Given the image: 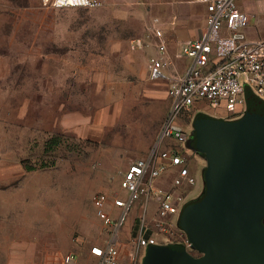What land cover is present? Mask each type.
<instances>
[{
    "label": "rangeland",
    "instance_id": "1",
    "mask_svg": "<svg viewBox=\"0 0 264 264\" xmlns=\"http://www.w3.org/2000/svg\"><path fill=\"white\" fill-rule=\"evenodd\" d=\"M102 1L96 8H52L41 0H0V133H11L8 139L1 135L0 154L11 149L24 167L35 168L36 174L27 179L48 181L40 185L38 199L44 202L46 193L50 200L46 203L48 218L41 210L37 213L34 201L35 217L39 218L33 227L21 229L20 238L31 241L16 252L20 264H67L70 254L77 259L73 264H95L87 249L91 242L105 237L106 230L92 197L103 191L128 198L120 185L122 174L137 158L136 149L146 143L149 147L166 114L167 106L163 110L157 103L155 107L153 102L159 100L151 93L155 83L168 81L149 77L150 58L157 54L159 43L154 28L163 29L172 64L179 67L188 60L172 44L189 41L200 31L204 5L192 0ZM236 3L252 16L251 37H264V0ZM138 37L145 46L134 49L132 40ZM102 107H114L119 114L105 137L97 142L73 133L68 122L74 116L90 115ZM191 109L192 113L176 120L189 137L180 146L187 149V166L197 182L188 184L178 170L163 181L186 197L178 217L185 207L209 197L207 162L197 150L195 118L203 114L234 120L245 113L228 116L225 109H213L205 101L194 103ZM66 121L67 127L63 125ZM54 136L60 137L58 144ZM32 186L39 185L33 182ZM136 203L126 225L135 216H143L142 211L137 214ZM53 208L55 212H51ZM152 215L150 206L146 223ZM261 222L264 225V216ZM157 230L159 242L183 241L187 246L186 233L175 225L167 231ZM4 247L0 245V264L8 263L9 252ZM127 250L126 264H131L136 252ZM142 252L138 264L143 262Z\"/></svg>",
    "mask_w": 264,
    "mask_h": 264
},
{
    "label": "built area",
    "instance_id": "2",
    "mask_svg": "<svg viewBox=\"0 0 264 264\" xmlns=\"http://www.w3.org/2000/svg\"><path fill=\"white\" fill-rule=\"evenodd\" d=\"M52 8H96L102 0H41ZM206 6L205 26L199 37L180 44L179 56L189 59L183 72L170 70L172 61L161 27L154 28L158 38V52L150 58V79L169 80V109L154 146L145 157L134 160L123 172L121 187L128 198L100 191L92 201L100 210L106 234L102 243L93 244L90 253L97 258L96 264H125L121 261L119 242L122 226L136 202H141L143 216L140 218L137 250L131 264H138V249L156 245L154 237L145 235L146 213L149 203L157 202L154 225L167 231L175 224V216L185 197L158 183L159 179L174 167L188 184L197 179L187 166L188 157L183 146L187 133L176 120L178 116L192 113V105L207 102L211 108L225 109L228 116L244 113L248 92L264 101V37L251 39L247 28L251 24L250 13L241 10L236 0H193ZM142 38H134V49L144 48ZM166 140L173 144L163 150ZM116 211V212H114ZM184 234V233H183ZM186 243L187 240H185ZM75 257H66L73 264Z\"/></svg>",
    "mask_w": 264,
    "mask_h": 264
},
{
    "label": "water",
    "instance_id": "3",
    "mask_svg": "<svg viewBox=\"0 0 264 264\" xmlns=\"http://www.w3.org/2000/svg\"><path fill=\"white\" fill-rule=\"evenodd\" d=\"M250 96L241 118H195L209 197L177 219L187 246L151 245L142 264H264V101Z\"/></svg>",
    "mask_w": 264,
    "mask_h": 264
},
{
    "label": "crops",
    "instance_id": "4",
    "mask_svg": "<svg viewBox=\"0 0 264 264\" xmlns=\"http://www.w3.org/2000/svg\"><path fill=\"white\" fill-rule=\"evenodd\" d=\"M206 15H207V10H206V6L204 5L202 21H201V24L199 26L200 31L196 32L197 34L195 35V37L193 39H195L201 35L202 30L205 26ZM185 18L181 19V23L185 22L184 21ZM251 22H252V20H251ZM250 28H251V24L247 28L248 36L251 39L261 38V37H256V38L251 37ZM257 34H259V33H257ZM165 39H166V37H165ZM166 41L168 44L169 54H170L171 46L169 45L168 39H166ZM179 46H180V43L178 41L176 43L174 41V44H172V47H176L178 50H179ZM170 58L172 61L171 54H170ZM187 60H188L187 63L182 67H179L178 63H176L174 65L172 64L173 65L172 67H174V69L177 68L179 71L183 72L185 70L186 66L188 65L189 59L187 58ZM149 77H150V73H149ZM151 91H152L151 93H152L153 97H156L159 100V101L153 102V103H155L154 106L156 107L157 103H160L162 105V109L164 110V107L166 105L167 110H166V114H165V116L161 122V125H160V127L156 133V136L152 140L149 147L146 148V144H147L146 143L145 146L141 147V149H139V150L136 149L135 156H137V158L147 156L150 149L154 146V144L158 138V134L160 132V129L162 127V124H163V122L167 116L168 109H169V102H170L169 80L167 81V83L165 85H160V84L155 83L154 87L151 89ZM118 117H119V114L118 113L116 114V108H114V107H102V108L96 109L95 112L90 114V115L79 113L77 116H74L73 119L70 122H68V124H69V127L72 129L73 133L75 135H77L78 137L84 138L86 140H92V141L99 142L103 137H105L104 135L107 132V128L112 126L116 122ZM63 125L67 127V121L65 122V124L63 123ZM1 135H4L3 138L4 137L7 139L11 138V133H9L8 131H5L3 134L1 132L0 137H1ZM170 143L173 144L172 140H166V142L164 143V146H163V150L166 149L168 146H170L171 145ZM3 145H5V144H3ZM4 149H7V148H3V150ZM185 150H187V149L185 148ZM11 151H13V150H11V149L4 150L0 154V245H5V247L3 249L7 250L9 252L7 254V260H8L7 264H20L19 259L21 257L18 256L16 254V252L24 250L25 246H26V242L31 241V240L26 241L25 239H23V237L20 238V236H22V235H20V234H22L21 229L33 227L35 224H37V223H35L36 219L38 220V218H39V216H38V218L35 217L36 213H35V210L33 209L34 208V201L36 200V202H37V208H36L37 213L41 210L40 213H42V215H44L45 218H48L49 216H48L47 212H49L50 209L46 205V203H49L50 200H49V196H47L46 193H45V197H44V202H42V201H40V199H38V198H40V193L42 194V191H40V185L47 184L48 181L41 183L38 179H37V181L34 179H31V180L27 179L28 177H33V175L36 174V173H34L36 171H34V170L29 171L27 169L25 170V167H24L23 163L21 162V160L18 159L16 156L13 157V155L11 154ZM174 170H178V169L174 168V169L170 170L167 174H164L159 179L158 183L160 185L166 187L165 185H163L164 177L166 175L172 173ZM33 182H36V185H39V186L33 187L32 186ZM47 193H48V191H47ZM36 194H39V196ZM114 195H120V193L117 192ZM110 197H112V196H110ZM39 202H41V205H39ZM136 204H137L136 212L138 214V212H140L142 209V207H141L142 203L137 202ZM150 206L154 210V215H152V217L149 219L148 223H146V221H145V227H146L145 235L156 238L155 233H156V231H158L157 230L158 228L154 225V218H155L156 213H157L158 204L156 201L153 200L151 203H149V208H150ZM53 210L54 211H51V212H55V208H53ZM114 212H116V211H114ZM178 214L176 215L177 219H178ZM45 215H47V216H45ZM176 216H175V224L177 222ZM130 221H131L130 226L128 224L126 225V222H125V224L122 226V229L120 232L119 250L121 252V254H120L121 261L125 264H126L125 257L130 251L127 249L130 248V249H133L134 251L137 250V239H138L139 231H140L139 230L140 229L139 228L140 218L138 217V215L135 216V218L133 220H130ZM176 228H177V226H176ZM177 229H179V228H177ZM104 231H105V228H104ZM103 240H104V237H100L99 239L94 240L93 242H91V245L87 249V256H90L92 259H94L95 264L97 262V258L94 257L90 253V247L93 244L102 243ZM156 240H157V238H156ZM169 243H170V241H168V240L165 242H159L157 240V244H169ZM172 243H175V242H172ZM147 248L148 247H140L138 249L139 253L143 251L142 252L143 258H144V255L146 254ZM126 250L128 251V253L126 252Z\"/></svg>",
    "mask_w": 264,
    "mask_h": 264
},
{
    "label": "trees",
    "instance_id": "5",
    "mask_svg": "<svg viewBox=\"0 0 264 264\" xmlns=\"http://www.w3.org/2000/svg\"><path fill=\"white\" fill-rule=\"evenodd\" d=\"M249 95H250V92H248V99H252V96H250L249 97ZM254 96V95H253ZM52 139H53V141H55V143L57 142V144H58V141L60 140V137H58V136H54V137H52ZM50 144V141H47V143H46V145H49ZM25 168L27 169V170H33V169H35V168H33L32 166H25ZM182 244V245H185V243L183 242V241H175V244Z\"/></svg>",
    "mask_w": 264,
    "mask_h": 264
}]
</instances>
